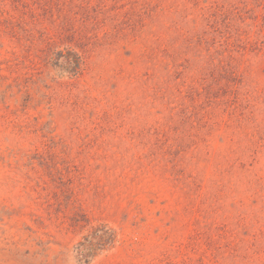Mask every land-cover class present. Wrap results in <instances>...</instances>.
<instances>
[{
  "label": "rangeland",
  "instance_id": "1",
  "mask_svg": "<svg viewBox=\"0 0 264 264\" xmlns=\"http://www.w3.org/2000/svg\"><path fill=\"white\" fill-rule=\"evenodd\" d=\"M0 264H264V0H0Z\"/></svg>",
  "mask_w": 264,
  "mask_h": 264
},
{
  "label": "trees",
  "instance_id": "2",
  "mask_svg": "<svg viewBox=\"0 0 264 264\" xmlns=\"http://www.w3.org/2000/svg\"><path fill=\"white\" fill-rule=\"evenodd\" d=\"M80 57L82 58L83 56H82V55H80Z\"/></svg>",
  "mask_w": 264,
  "mask_h": 264
},
{
  "label": "bare ground",
  "instance_id": "3",
  "mask_svg": "<svg viewBox=\"0 0 264 264\" xmlns=\"http://www.w3.org/2000/svg\"><path fill=\"white\" fill-rule=\"evenodd\" d=\"M8 260H9V258H8Z\"/></svg>",
  "mask_w": 264,
  "mask_h": 264
}]
</instances>
